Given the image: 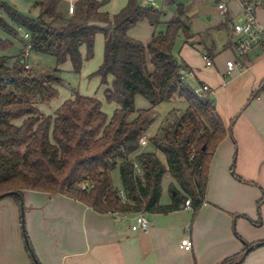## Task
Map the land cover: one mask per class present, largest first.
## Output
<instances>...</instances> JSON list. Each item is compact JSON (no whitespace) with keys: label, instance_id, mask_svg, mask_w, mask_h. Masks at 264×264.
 Listing matches in <instances>:
<instances>
[{"label":"trees","instance_id":"1","mask_svg":"<svg viewBox=\"0 0 264 264\" xmlns=\"http://www.w3.org/2000/svg\"><path fill=\"white\" fill-rule=\"evenodd\" d=\"M104 2L77 0L71 15L62 7L64 0H36L33 7L38 15L29 18L0 0V11L8 18L0 15L2 32L13 39L20 31L28 33L32 52L54 57L58 66L70 61L74 73H80L84 62L94 58L96 37L102 34L103 61L91 77H99L101 84L108 86L105 101L118 106L110 117L97 97L74 91V97L54 115L41 114L37 105L50 104L64 87L61 70L25 69L24 40L17 58L0 56V195L15 192L23 199L26 191L65 195L100 214H169L190 200L197 212L207 194L215 153L231 133L225 129L213 98L197 94L185 82L181 72H188L189 66L173 54L179 34L189 41L194 38L186 5L164 0L175 6L173 18L164 22L163 12L144 8L138 0H128L116 14L102 11ZM143 20L154 27H166L164 32L154 34L147 45L129 35L130 29ZM231 23L228 16L217 29L228 31ZM12 47L13 42L0 38V51ZM231 47L229 38L225 48ZM205 49L206 57L215 56L212 48ZM148 56L153 72L149 70ZM262 93L264 81L251 99ZM138 95L149 101L151 108L137 110ZM176 99L185 100L188 109L175 117L171 112L150 139L154 150H143L140 139L154 124L156 108ZM136 164L142 175L135 172ZM115 169H119L122 189L112 183ZM167 173L180 190L171 185L172 202L164 205L162 183ZM82 183L94 187L81 190ZM120 191L125 200L120 198ZM6 198L20 207L16 194ZM27 250L32 255L31 248L27 246ZM242 254L221 264H243Z\"/></svg>","mask_w":264,"mask_h":264},{"label":"crops","instance_id":"2","mask_svg":"<svg viewBox=\"0 0 264 264\" xmlns=\"http://www.w3.org/2000/svg\"><path fill=\"white\" fill-rule=\"evenodd\" d=\"M105 3L102 11L107 12ZM232 7L237 8V5L232 4ZM259 16L264 20V9L259 11ZM133 28L129 35L147 45L150 38L142 41L134 34ZM98 35L96 54L104 51L105 42L104 36ZM231 53L233 57L227 62L235 60L243 67L231 73H228L227 65L215 67L203 76L201 84L212 90L216 110L231 134L215 153L207 194L198 211H190L185 204H181L180 210L169 214H146L150 230L140 233L131 230L137 214H100L65 195L26 191V232L38 264H221L230 257L244 254L249 245L264 242V93L251 99L255 89L264 81V48L254 49L240 59ZM214 58H210L213 66ZM150 62L148 56L149 70L153 72ZM94 69L90 70L91 73L96 71ZM184 74L195 77L192 70ZM99 80L103 98H98L96 94L93 96L104 101V91L108 86L102 85ZM111 83L112 77L109 78V85ZM70 94L73 95L72 92ZM72 98L63 96L51 107V112L44 114L53 115L66 100ZM135 106L141 110L152 105L138 95ZM117 108L113 104V110L108 115L111 117ZM163 121L154 132L149 130L145 134L149 141L141 147L143 150H154L150 139L158 133ZM157 154L165 161L163 154ZM171 185L180 190L175 179L167 173L162 183L161 203L164 205L172 202ZM186 237L192 241L191 251L181 246ZM32 258L23 234L21 209L14 200L6 198L0 201V264H37ZM243 264H264V244L252 250Z\"/></svg>","mask_w":264,"mask_h":264},{"label":"rangeland","instance_id":"3","mask_svg":"<svg viewBox=\"0 0 264 264\" xmlns=\"http://www.w3.org/2000/svg\"><path fill=\"white\" fill-rule=\"evenodd\" d=\"M10 7H13L19 12L29 18H36L38 15L37 9H34L33 5L36 0H2ZM127 0H110L105 3V10L110 14L118 13L123 6H125ZM139 4L142 7H148L144 0H138ZM183 2L186 5L188 14L190 11L194 10L191 13L193 16V20L191 21V33L194 35L192 40L186 39V36L181 33L176 39L175 45L173 47V54L181 61H185L188 63L189 70L194 71L195 77H190L189 75L185 76V82L195 91H199L203 76L207 74L211 69L215 67H222L227 65V60L231 59L232 53L230 49H226L229 38L232 39L231 29L228 31L218 30L217 27L223 24V19L217 15V11L215 9V4L211 0H206L203 3H200L201 0H178ZM69 1L64 0L62 7L68 10ZM194 5L196 7H194ZM208 7V8H206ZM158 11L163 12L164 22L169 21L173 18L175 14V6L165 4L164 0H159L157 5L152 7ZM206 8V9H205ZM0 15L6 20H8L7 16L0 11ZM210 18V19H209ZM166 29L164 24H160L157 27L152 26L148 21L145 23H140L133 28L134 34L141 39L142 41H146L149 38V42L151 41L154 34H158L164 32ZM24 31L19 32V36L17 39H13L6 35L4 32L0 30V38L9 39L13 42V47L8 51H0V56L10 55L13 59L17 58L19 54H21L23 50V39L22 33ZM202 35V38L199 37ZM98 36H102L99 34ZM191 39V38H190ZM148 42V43H149ZM147 43V44H148ZM193 43V44H192ZM212 48L215 53V66L207 67L203 60L204 55L206 54L205 48ZM83 53L85 55V48H83ZM103 52H99L96 54L92 60L86 61L83 65V68L80 73H74L72 69V65L70 61H67L65 64L58 66L57 61L54 57L47 54H39V53H30V57L27 60L28 65L31 67L30 69L33 71L43 70L46 72L48 69L58 68L61 70V79L63 81L64 87L59 89V96L54 100L52 104L44 105L38 104L37 108L39 109L41 114H47L51 112L54 107L60 100L63 99V96H71L74 97L71 92H78L81 94H86L93 96L96 94L98 98H103V89L100 87V80L97 77H91L92 68L97 70L99 65L102 62ZM12 63V62H11ZM92 67V68H91ZM209 68V69H208ZM105 89V88H104ZM260 86L255 89L254 92L258 91ZM260 95V94H259ZM103 108L107 114H110L113 110V104L107 103L105 100L102 101ZM43 108V109H42ZM188 109V104L183 99H176L171 102H165L160 104L156 108L157 118L154 124L149 129L150 132H154V130L161 124L163 120L173 112L174 117L182 114ZM44 114V115H45ZM54 115V114H53ZM172 115V116H173ZM20 122H17L19 124ZM151 149V146L148 147V150ZM112 183L115 188H121V178L119 169H115L111 173ZM167 181V180H166ZM166 183V182H165Z\"/></svg>","mask_w":264,"mask_h":264},{"label":"built area","instance_id":"4","mask_svg":"<svg viewBox=\"0 0 264 264\" xmlns=\"http://www.w3.org/2000/svg\"><path fill=\"white\" fill-rule=\"evenodd\" d=\"M159 0H144L148 7H154ZM215 3L218 15L223 19V23L226 22V18H231V32H232V47L231 51L237 58L247 57L248 54L257 48H264V20L259 16V11L264 9V0H211ZM75 0H69V14L75 12ZM232 4H236L237 8L232 7ZM22 39L25 41V49L23 52V65L24 68L29 70L31 67L28 65L27 60L32 52L33 45L31 43V37L28 33H22ZM206 66L212 67L213 63L210 58L205 57ZM243 65L240 62L231 60L227 62L228 73L236 69H241ZM197 94H208L213 98V92L209 86L203 85L200 87ZM148 137L143 135L140 139L141 147L148 144ZM193 158V157H192ZM135 172L138 175H142L141 168L138 164L135 165ZM81 190L89 191L94 185L88 183L80 184ZM119 196L125 200V194L120 191ZM185 207L192 211V204L190 200L185 202ZM131 230L134 232L147 233L150 230V221L146 214H137L131 225ZM182 248L186 251H191L193 248L192 241L189 237H186L181 242Z\"/></svg>","mask_w":264,"mask_h":264},{"label":"water","instance_id":"5","mask_svg":"<svg viewBox=\"0 0 264 264\" xmlns=\"http://www.w3.org/2000/svg\"><path fill=\"white\" fill-rule=\"evenodd\" d=\"M109 0H105V2H108ZM181 74H184V71L181 72ZM13 194H16L20 200V209H21V216H22V228H23V234H24V238H25V242H26V245L31 248V254H32V257L34 259V262L38 264V260L36 259V255L32 249V246L30 244V240L28 238V235H27V232H26V225H25V202H24V199L23 197L18 194V193H15V192H7L5 194H2L0 195V200L8 197V196H12ZM264 243H258L256 245H253V246H250L246 249V251L244 252L240 262L242 260H244L246 258V256L254 249H256L257 247H260L261 245H263Z\"/></svg>","mask_w":264,"mask_h":264}]
</instances>
